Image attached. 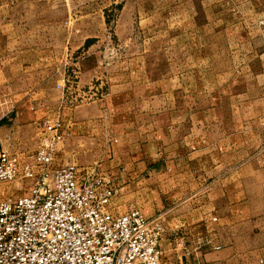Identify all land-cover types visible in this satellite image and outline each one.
I'll return each instance as SVG.
<instances>
[{"label": "rangeland", "instance_id": "rangeland-1", "mask_svg": "<svg viewBox=\"0 0 264 264\" xmlns=\"http://www.w3.org/2000/svg\"><path fill=\"white\" fill-rule=\"evenodd\" d=\"M255 51L264 5L250 0H0V146L32 154L52 134L45 120L70 117L80 141L56 163L111 176L125 163L110 136L148 132L163 112L264 116ZM155 202L148 194L115 211Z\"/></svg>", "mask_w": 264, "mask_h": 264}, {"label": "crops", "instance_id": "crops-1", "mask_svg": "<svg viewBox=\"0 0 264 264\" xmlns=\"http://www.w3.org/2000/svg\"><path fill=\"white\" fill-rule=\"evenodd\" d=\"M250 4L261 6L264 0ZM259 56L264 59V51ZM261 65L264 71V61ZM259 83L264 87V77ZM252 98L263 99L259 90ZM159 117L152 118L148 132L110 136L109 146L123 152L125 163L108 175L117 185L114 206L133 207L148 194L156 199L147 213L161 216L164 264H264L263 114L204 108ZM61 122L57 156L70 150L72 139L80 141L76 122L70 117ZM92 140L96 145L99 137Z\"/></svg>", "mask_w": 264, "mask_h": 264}, {"label": "built area", "instance_id": "built-area-1", "mask_svg": "<svg viewBox=\"0 0 264 264\" xmlns=\"http://www.w3.org/2000/svg\"><path fill=\"white\" fill-rule=\"evenodd\" d=\"M44 125L32 154L0 146V264H164L161 216L116 212L115 180L57 164L62 122Z\"/></svg>", "mask_w": 264, "mask_h": 264}]
</instances>
